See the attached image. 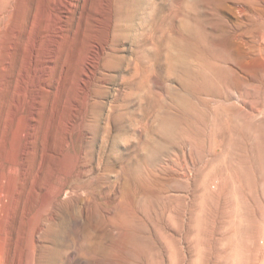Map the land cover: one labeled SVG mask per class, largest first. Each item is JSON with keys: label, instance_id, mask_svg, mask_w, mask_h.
Instances as JSON below:
<instances>
[{"label": "rangeland", "instance_id": "1", "mask_svg": "<svg viewBox=\"0 0 264 264\" xmlns=\"http://www.w3.org/2000/svg\"><path fill=\"white\" fill-rule=\"evenodd\" d=\"M263 64L264 0H0V264H264Z\"/></svg>", "mask_w": 264, "mask_h": 264}, {"label": "bare ground", "instance_id": "2", "mask_svg": "<svg viewBox=\"0 0 264 264\" xmlns=\"http://www.w3.org/2000/svg\"><path fill=\"white\" fill-rule=\"evenodd\" d=\"M260 1V0H259ZM262 6V5H261ZM257 12V11H256ZM250 15V14H249ZM250 17H251V15H250ZM252 19V18H251ZM263 31V30H262ZM255 43V42H254ZM255 50V49H254ZM258 57V56H257ZM31 61V60H30ZM259 63H260V60H259ZM263 63V62H262ZM253 64H255V63H253ZM249 65V64H248ZM264 65V64H263ZM247 66V65H246ZM250 66V65H249ZM255 66V65H254ZM258 67V66H257ZM262 67V66H261ZM261 67H259V68H261ZM249 69V68H248ZM252 69V68H251ZM257 69V68H256ZM245 71V70H244ZM261 71V70H260ZM263 71V70H262ZM202 72V71H201ZM200 72V73H201ZM242 72V71H241ZM248 72V71H247ZM257 72V71H256ZM206 73V72H205ZM204 74V73H203ZM248 74V73H247ZM242 75V74H241ZM256 75V74H255ZM247 76V75H246ZM250 76V75H249ZM254 78V77H253ZM40 81V80H39ZM236 94H238V93H236ZM248 94H250V93H248ZM257 94V93H256ZM253 95V94H252ZM237 96V95H236ZM248 97V96H247ZM253 97V96H252ZM255 97V96H254ZM257 98V97H256ZM259 98V97H258ZM254 100V99H253ZM252 100V101H253ZM243 101V100H242ZM244 102V101H243ZM262 102V101H261ZM241 103V102H240ZM239 103V104H240ZM245 103V102H244ZM255 103V102H254ZM251 105H252V103H251ZM252 106H254V105H252ZM242 107V106H241ZM241 109V108H240ZM253 109V108H252ZM33 110V109H32ZM249 111V110H248ZM250 112V111H249ZM249 114V113H248ZM248 114H247V116H248ZM258 114H259V112H258ZM252 115V114H251ZM83 116V115H82ZM253 116V115H252ZM251 116V117H252ZM256 116H259V115H256ZM17 117V116H16ZM84 117V116H83ZM260 117V116H259ZM16 119V118H15ZM85 119V118H84ZM254 119H256L255 117H254ZM81 120V119H80ZM259 120V119H258ZM18 121H21V118L20 117H18ZM255 121V120H254ZM257 121V120H256ZM85 122V121H84ZM84 126V125H83ZM263 133H264V130H263ZM30 146V145H29ZM29 148V147H28ZM24 157V156H23ZM73 157V156H72ZM243 159V158H242ZM242 161V160H241ZM77 162V161H76ZM244 164V163H243ZM248 167V166H247ZM24 168V167H23ZM245 174V173H244ZM258 175V174H257ZM7 184V183H6ZM7 187V186H6ZM64 188V187H63ZM7 190V189H6ZM11 190V189H10ZM7 191H4V190H1V193L3 194V193H6ZM11 192V191H10ZM62 192V190L60 191V192H58L59 193V195H60V193ZM56 195V194H55ZM58 195V196H59ZM0 196H1V194H0ZM8 198V196L6 195L5 196V198ZM14 198V197H13ZM49 199V198H48ZM51 199H54V197L53 198H51ZM49 201V200H48ZM51 202H53L52 200H50ZM50 202V203H51ZM47 203V202H46ZM8 204H9V202H8ZM49 204V203H48ZM0 205H1V202H0ZM13 205V204H12ZM19 205V204H18ZM15 206H16V204H15ZM11 207V206H10ZM13 207H14V205H13ZM3 208V209H2ZM7 211H8V206H7V204L5 203V205H4V207L1 205L0 206V225H1V223H4L3 222V220H4V218H5V214L7 213ZM42 213H43V211H42ZM40 214V213H39ZM38 215V214H37ZM37 218H39V217H37ZM35 220H36V218H35ZM2 229H0V230H3V226L1 227ZM31 231V230H30ZM30 233V232H29ZM29 235H31V234H29ZM30 237V236H29ZM30 248V247H29ZM30 252V251H29ZM32 252V251H31ZM31 254V256H32V253H30ZM29 254V255H30ZM28 255V256H29ZM30 260V259H29Z\"/></svg>", "mask_w": 264, "mask_h": 264}]
</instances>
